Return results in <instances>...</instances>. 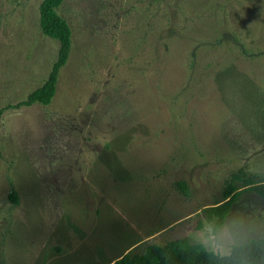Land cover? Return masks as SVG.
I'll return each instance as SVG.
<instances>
[{
	"label": "rangeland",
	"instance_id": "374dc122",
	"mask_svg": "<svg viewBox=\"0 0 264 264\" xmlns=\"http://www.w3.org/2000/svg\"><path fill=\"white\" fill-rule=\"evenodd\" d=\"M40 2L0 0V264L264 237L254 192L216 234L202 212L239 168L264 179V0H63L71 44L55 94L14 108L57 54Z\"/></svg>",
	"mask_w": 264,
	"mask_h": 264
},
{
	"label": "trees",
	"instance_id": "16d2710c",
	"mask_svg": "<svg viewBox=\"0 0 264 264\" xmlns=\"http://www.w3.org/2000/svg\"><path fill=\"white\" fill-rule=\"evenodd\" d=\"M63 0H41L39 4V28L43 35L58 41V49L47 78L37 88L29 92L26 98L11 107L19 108L39 103L51 102L58 81L60 68L65 64L70 44L71 28L56 9ZM178 186L186 194L184 183ZM243 191H251L264 201V179L255 174H246L242 169L232 172L224 182L222 200L202 210L205 219L211 225L212 234L225 224L236 196ZM12 202L17 203V194H8ZM113 264H264V237L250 238L238 244H232L227 254L221 255L204 249L200 244L186 238H175L164 244L149 243L143 253H124L114 259Z\"/></svg>",
	"mask_w": 264,
	"mask_h": 264
},
{
	"label": "clouds",
	"instance_id": "9594fccd",
	"mask_svg": "<svg viewBox=\"0 0 264 264\" xmlns=\"http://www.w3.org/2000/svg\"><path fill=\"white\" fill-rule=\"evenodd\" d=\"M211 250L214 252L219 250L222 254H227L229 251V249L226 248L223 244H215V243L211 245Z\"/></svg>",
	"mask_w": 264,
	"mask_h": 264
}]
</instances>
